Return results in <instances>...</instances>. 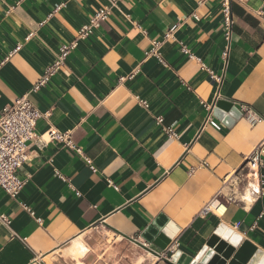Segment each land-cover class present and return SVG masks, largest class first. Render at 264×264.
<instances>
[{
    "label": "crops",
    "instance_id": "obj_1",
    "mask_svg": "<svg viewBox=\"0 0 264 264\" xmlns=\"http://www.w3.org/2000/svg\"><path fill=\"white\" fill-rule=\"evenodd\" d=\"M221 1L115 0L107 20L79 39L111 0H0V110L26 95L48 114L35 133H67L71 142L29 145L22 190L10 197L0 189L10 218L0 223V264H111L131 253L138 264H170L152 242L167 225L183 257L206 248L221 225L264 256V143L263 194L225 202L233 192L226 181L244 175L264 140V26L254 15L264 0L231 2L228 42ZM72 42L65 65L31 93ZM155 43L165 66L150 54ZM223 100L261 121L251 126L242 115L223 125L213 116ZM215 197L221 208L202 215Z\"/></svg>",
    "mask_w": 264,
    "mask_h": 264
},
{
    "label": "built area",
    "instance_id": "obj_2",
    "mask_svg": "<svg viewBox=\"0 0 264 264\" xmlns=\"http://www.w3.org/2000/svg\"><path fill=\"white\" fill-rule=\"evenodd\" d=\"M232 1L243 0L221 1L220 13L223 17V34L225 35V40L227 42L230 41L231 30L234 25V20L230 8V4ZM114 5L115 0H111V5L109 7L98 9L90 17L88 24L83 26L78 31L77 38L85 39L86 37L91 35L93 29H96L97 27H99L101 22L107 20L109 9ZM254 15H256V17L260 19L264 26V11L258 9V11L254 13ZM172 31L173 30L165 35L166 39L172 37ZM159 45V43H155L154 48L151 50L150 54L154 55L155 58H157V60L163 66H165L166 64L164 60L157 52ZM74 46L75 42H72L70 45H64L60 48L59 52L54 57V62L50 66L45 68L43 74L40 76L41 78L30 90L31 93H35L41 87L46 86V84L54 77V75L65 65L68 58L67 56ZM181 52L183 54H188L190 59H196L193 54L189 53L185 46L181 47ZM201 67L202 70H205V72H207L211 78L217 80L212 72H210L205 66L201 65ZM139 105L143 108L147 107V104L143 101H139ZM239 109L241 116L243 115V117L251 126L258 124L261 121V119L245 105L240 106ZM47 117L48 114H43L38 109H36L26 95H23L22 97L18 98V100L14 101L11 105L6 106L2 110H0V189L10 197H14L18 193H20L25 184V180L21 178L19 179L17 174L20 168L28 161L29 153L27 151L29 145L34 144L38 147L43 146L48 142L57 140L63 143L66 147L71 146L70 137L67 133H60L54 130H48L47 132H45V134L35 133L38 120ZM161 121V118L157 119L158 123H161ZM211 124L214 125L212 121ZM164 133L167 138L174 139L177 137L176 133L171 127L164 128ZM263 143L264 140L246 157L243 164L244 166L240 170V173L244 172V175L248 174L249 172L256 175L255 182L257 183V187L251 189L252 195L256 198L260 197L263 194L262 183L260 182L259 176V171L263 165L261 161ZM202 166H205V164L202 163ZM90 169L94 170L92 167H90ZM243 176H231V178L235 179V181L239 183L241 179H243V182L246 181ZM231 178H229L226 182H231ZM214 199L216 200V197ZM214 199L208 202L207 206L201 212L202 215H207L208 212L217 211L220 208L221 204L217 201L218 206L214 208V210L212 209L211 204L213 203ZM23 208H25V210L28 211L31 215L33 214L29 208ZM0 223L7 227L10 224L9 216L1 211V209ZM239 226L240 223L233 224L232 229L237 230ZM178 248L179 243L172 240L170 245L164 251H162L160 256L157 257H162L167 261H171L170 257L178 250Z\"/></svg>",
    "mask_w": 264,
    "mask_h": 264
},
{
    "label": "water",
    "instance_id": "obj_3",
    "mask_svg": "<svg viewBox=\"0 0 264 264\" xmlns=\"http://www.w3.org/2000/svg\"><path fill=\"white\" fill-rule=\"evenodd\" d=\"M213 116L226 126L232 125L241 118L240 112L226 100L215 103ZM160 231L152 239V242L160 251H164L170 245L177 230L172 225H167ZM219 238L222 241H219ZM156 255L158 256V254ZM170 260L168 261L170 264H264V256L224 225L215 231L207 247L203 248L196 256L183 257L182 253L177 250L172 254Z\"/></svg>",
    "mask_w": 264,
    "mask_h": 264
},
{
    "label": "rangeland",
    "instance_id": "obj_4",
    "mask_svg": "<svg viewBox=\"0 0 264 264\" xmlns=\"http://www.w3.org/2000/svg\"><path fill=\"white\" fill-rule=\"evenodd\" d=\"M231 179H232V181L231 182H226V184L230 188H232V189L236 188L240 193H243L244 190H245V186H243L242 183H241V182H243V179H241V182H239V183L237 181H235V179H233V178H231ZM245 199H248V198H245ZM108 244H109L108 242L107 243L104 242V246L103 247L99 246L97 248H99L98 250H100V249L103 250V248L104 249L108 248V246H109ZM100 252H103V251H99V253ZM110 262H111V264H124V263H129V264H132V263L134 264L135 263V264H138L141 261H140L139 255L137 253H131V254L125 255V256H123V254L116 255V257L110 258ZM130 262H132V263H130Z\"/></svg>",
    "mask_w": 264,
    "mask_h": 264
},
{
    "label": "bare ground",
    "instance_id": "obj_5",
    "mask_svg": "<svg viewBox=\"0 0 264 264\" xmlns=\"http://www.w3.org/2000/svg\"><path fill=\"white\" fill-rule=\"evenodd\" d=\"M248 175H251L252 177H253V179H254V182H252L253 184H249V183H247V181H244V182H241L242 183V185L243 186H245V190H244V192L243 193H240L236 188L235 189H232V188H230L233 192H231V194L229 195V196H226V198H225V201L226 200H230V201H236V199H235V196H240L241 198L239 199V201L240 202H243V200L245 199V198H249L250 199V197H254L253 195H252V193H251V189L252 188H256L257 187V183L255 182V177H256V175L255 174H253V173H251V172H249L248 174H245L244 175V179L246 178V176H248ZM246 180V179H245ZM214 199V198H213ZM217 201L220 203V204H222L221 202H220V200L218 199V198H216V200L214 199L213 200V203L211 204V207H212V209L214 210V208H216L218 205H217ZM244 203V202H243ZM221 208V207H220ZM219 210V209H218ZM222 210V209H221ZM224 210V209H223ZM217 212V211H216ZM168 247V246H167ZM166 247V248H167ZM158 258V257H157Z\"/></svg>",
    "mask_w": 264,
    "mask_h": 264
}]
</instances>
